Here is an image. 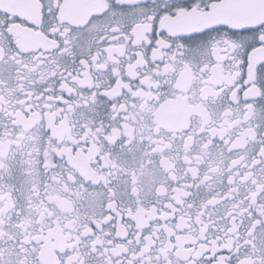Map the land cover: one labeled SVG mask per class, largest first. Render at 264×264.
<instances>
[{"label":"snow or ice","instance_id":"6c2138e0","mask_svg":"<svg viewBox=\"0 0 264 264\" xmlns=\"http://www.w3.org/2000/svg\"><path fill=\"white\" fill-rule=\"evenodd\" d=\"M0 264H264V0H0Z\"/></svg>","mask_w":264,"mask_h":264}]
</instances>
